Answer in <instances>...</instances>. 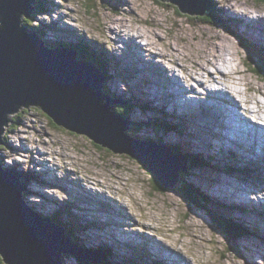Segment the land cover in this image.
<instances>
[{
	"label": "rangeland",
	"instance_id": "374dc122",
	"mask_svg": "<svg viewBox=\"0 0 264 264\" xmlns=\"http://www.w3.org/2000/svg\"><path fill=\"white\" fill-rule=\"evenodd\" d=\"M127 1L94 0L93 3L95 5L91 7L89 1L86 3L84 0H46V7L50 6V12L38 14L33 18L31 15L23 19H26V22L31 24V26H37L39 34H41L40 38L47 42L53 44L60 41L61 44L78 42L82 44V48L87 49L86 51L94 52L99 56L102 68L104 71H108L109 77L108 82L103 85L104 90V86H106V89L114 95L129 98L130 102L128 104H133L132 106L134 107L142 108L141 104H150L147 110H142L141 108H139L140 110L133 109L134 111L130 113V125H132V128L134 124H137V121L138 124H142L146 120L153 121L158 119V117H165L166 113L173 114V116H169L171 124H175L174 122L181 123L185 130L179 133L175 131L169 133L165 129L154 130L152 126H148L147 128L135 130V132L138 131L137 136L140 138L152 139L157 142L167 141V138L174 139L168 141L170 143H176L175 141L180 140L182 153L185 151L200 156L203 155L202 157L205 160H209V163L199 167L188 168V173L190 174L188 180L201 193H204V191L198 184H204L212 191L214 197L219 194V197L223 199L225 198V193L229 195L231 191L236 192L231 187L246 192L242 188L245 185L255 192V195H259L258 198L262 199V203H264V155H255L256 161L251 160V162L245 161L243 158H236V151L228 147V145H232L230 139L220 128L228 129L230 122L225 119L223 126L222 124H220V127L218 125L221 117H217V112L219 111L218 108L221 107L219 105L210 107V114L213 111L214 117L218 121L208 120L202 113L205 108L204 103L211 106L212 102L204 99L205 95L203 97L197 95L202 94L201 89L203 87H214L218 84L214 81H205L203 85H200L197 79L195 80L188 76L194 75V71L188 70V67L190 64L195 66L194 61L201 63L205 60L204 45L207 43H209L207 44V49L210 50V47L212 48L210 54H220L218 57L226 56L227 60L230 57V63H224L222 66V62H220L219 66L221 71H230L235 74H228L225 79H232L229 83L233 87L231 90L234 93L236 92L235 94L238 95L237 98L241 100L243 106L246 105V102L243 101L247 97H255L264 101V94L262 95L260 92L264 91V74L261 76L256 75L246 66L247 63L243 57L250 58L248 51L240 45V40L237 37L231 36L227 32V29L223 26H226L227 23L221 19L217 18V25L212 24L210 18L187 15L179 11L176 6L161 0ZM215 2L217 5L218 1L215 0ZM224 6H233L241 13L245 10L252 13L254 11L252 8H254L259 17L264 16V4L262 3L255 4L248 0H226ZM223 16L225 17V15ZM225 20L229 24H233V21H235ZM22 22L24 23V21ZM54 24L60 27L61 30L54 29L56 27ZM46 26L48 27L42 32L41 28L43 29ZM109 27L115 28L114 31L119 34H134L137 37V42L152 50L148 52L142 50L143 58L136 54L131 56L127 52H123L129 55L128 58L132 59L128 61L120 60L116 52L121 53V50L116 49L113 44L112 37L109 36L108 32ZM251 36L256 38L253 35ZM149 41L152 42L151 46L147 44ZM170 45L174 47L172 48ZM220 45L222 46L220 47ZM224 46L227 49H224ZM122 47L124 48V45ZM153 52L157 53L154 57L155 65L161 64L165 72L179 76L180 80L174 81V83L171 81L165 83L161 79L162 75H155V71L152 70L155 67L157 68V66H153L154 62L150 61L153 58ZM208 71L211 74L214 73L213 76H219L216 72L220 70L212 65L208 66ZM205 74L207 73H203V77ZM247 88L249 90L245 93L244 91ZM189 91H192V93H189ZM194 91H197V94ZM222 91L224 90L222 89ZM167 95L173 96L169 104H160L158 101L160 98L158 99V97L162 96L163 99H167ZM175 96H179L180 102L175 101ZM216 101H219V99ZM193 106L196 108V114L192 113L194 116L191 115L190 111ZM224 106L222 104L224 110H229L228 107ZM182 113H186L194 119L186 118ZM178 128L181 130L180 126L176 127L177 130ZM192 132L197 134L198 137V140L194 138L193 142L189 138L191 134L193 135ZM159 137H161V141ZM3 138L7 144L5 146V144L0 143L1 159L3 158V161L5 160L6 162L9 159L16 166L14 167L15 169L26 174L38 176L36 177L37 180L30 181L29 188L31 192L28 194L29 196L25 197V200L34 205L35 208L39 206L40 212L48 216H51L57 208L66 203V205H71L70 212L77 219L79 215L86 214L75 210V206H84L83 210L92 216L91 219L96 225V229L88 228L86 232H96L94 233V238L102 241L100 244H106V241H104L106 237L104 229L106 226L98 222L100 220L113 222V220L117 221L120 218L114 209L108 208L106 203L97 202L94 198L106 201L107 198L112 197L109 193L113 192L111 195L114 197L119 196L118 198L123 202L129 203L139 219L146 224H150L151 229L157 233V236H159L158 231L163 232L169 243H173L175 247H179L188 253L196 264H248L247 262L264 264V247L254 243L246 236L250 254H248L245 244L242 245L240 241H237L236 245H233L240 253V256H237L232 250L227 248L224 235L211 226L206 214L191 208H188L189 211H187L186 205L175 191L166 193L165 196L154 193L160 204L159 207H156L146 196L145 188L150 189L148 188L150 183L147 182L146 173L136 159L125 154L100 151L90 145V139L86 136L75 134L62 127L53 125L37 107L24 106L11 114L4 129ZM21 139L26 140L28 145L45 152L47 160H52V163H50L52 165L51 168L57 167V174L59 176L65 175V178L58 177L56 172L52 171L53 181L51 182L49 180V165L43 161L39 153L35 155L36 158L33 156L27 158L26 155L14 156L15 151L8 152V154L12 153L13 157L7 156L6 147L11 143H19ZM238 141L241 144L240 140ZM226 146L228 147L227 149ZM5 157H8V159L6 160ZM228 169L239 170L240 172L228 174L226 172ZM241 170H247V172L243 173ZM68 172L71 174H68ZM47 176L48 179H46ZM214 177L215 179H209ZM218 177L222 178L223 181L226 179L224 185H215L214 181H217ZM236 177L237 179H235ZM20 178H23V176ZM239 180H241L240 186H238ZM95 183H99L101 186H97ZM67 184L72 185L73 189H76L74 190L76 191V196ZM79 185L86 188L88 196L79 191ZM66 188L69 190L68 192L72 193L68 194L67 190H65ZM208 195L213 198L209 192ZM208 195L207 198L210 199ZM249 195L251 197L255 196L253 193ZM92 196L94 197L91 198ZM66 197L75 199L69 202L70 199ZM213 202L215 205L209 206L211 211L225 218L234 219L236 216H248L231 213V207L226 206L220 200ZM225 203L227 202L225 201ZM262 203L260 202V204ZM104 208L107 210L104 211ZM254 214L257 215L256 213ZM257 218L253 217L254 222L262 224L259 221L260 219L258 218V220ZM177 220L182 222L178 224ZM186 220L187 222H185ZM74 225L75 222L73 221ZM179 227H184L185 230L179 231ZM128 228L133 231L138 229H133L129 225ZM140 230L143 231V228ZM145 232L149 236H154L151 230ZM118 242L120 241L117 238ZM136 246L137 244L133 247L136 248ZM233 250L235 251V249ZM116 251H111V257L118 254V251ZM133 252L130 257L126 252L124 257L135 260L139 252L138 250ZM122 256L123 254L119 253L113 260L116 261L117 258L121 260ZM151 259L146 257L143 260L144 264H154L156 259ZM66 262L68 264H78L72 256H66Z\"/></svg>",
	"mask_w": 264,
	"mask_h": 264
},
{
	"label": "water",
	"instance_id": "95a60500",
	"mask_svg": "<svg viewBox=\"0 0 264 264\" xmlns=\"http://www.w3.org/2000/svg\"><path fill=\"white\" fill-rule=\"evenodd\" d=\"M31 2L0 0V143L12 113L28 104L38 106L55 126L86 136L90 139V145L100 151L125 154L138 160L144 172H148H145L146 177L153 176L166 188L163 192H150L145 188L148 198L159 207L154 193L165 196L166 193L174 192L181 181L179 172L185 170L184 165L150 144L157 145L159 142L155 140L141 138L138 142L141 144L138 145L140 150L136 149L135 143L126 144L122 139L125 138L123 132L127 128L126 120L113 112L109 101L104 102L108 96L101 91L103 68L101 71L97 65L86 67L81 63L72 64L70 60L73 59L66 57L64 51L48 50L38 44L20 25L21 16L27 14L32 7L29 5ZM162 2H170L181 12L192 16H205L211 7V0ZM43 41L53 48L58 45ZM79 54L74 52L68 55L75 58ZM113 97L122 98L121 103L130 102L124 96ZM117 126L118 131H115ZM153 148L155 151H152ZM147 182L152 184L150 179ZM144 185L147 186L145 183ZM20 189L22 187L13 183L6 175H0L2 261L5 264H66L60 258L61 254L75 252L66 241H61L44 225L32 220L48 221L31 212L30 218L27 217L19 197ZM26 203L32 205L28 201ZM29 209L44 215L34 206ZM81 254L82 256L75 254L80 264H89L84 253Z\"/></svg>",
	"mask_w": 264,
	"mask_h": 264
},
{
	"label": "bare ground",
	"instance_id": "6f19581e",
	"mask_svg": "<svg viewBox=\"0 0 264 264\" xmlns=\"http://www.w3.org/2000/svg\"><path fill=\"white\" fill-rule=\"evenodd\" d=\"M123 1L124 2H128L127 0H123ZM224 3H226V0H218V9L221 12H224L225 18H227L229 20H232V21L233 20L245 21L243 24L240 23L239 27L236 28L237 29L236 31H238L237 34L231 30V26H229V30H227V32L230 33L231 36H234V37H237L239 39H244V40L248 41V43L250 45H253L254 44L256 47H257V45L258 46H263L264 45V16L252 17L251 12H249V11L247 12L246 10H245L246 12L243 11V15L240 16V15H238L236 13V10H235V8L233 6L226 7V6H224ZM114 30H115V28L109 27V31L108 32H109V36L112 37V41H113V44L116 46V49H120L121 50V53L116 52V54H118V57L120 58V60H122V61H128V60L132 59V58H128V56L129 55L133 56L134 54L138 55L140 58L141 57L143 58V53L141 52L142 50L147 51V52L152 50L149 47H145V45L142 46L139 42H137V40H136L137 37L134 34H130V35L129 34H125V33H120L119 34V33H116ZM251 35L255 36L256 38H253ZM120 43H121V45H120ZM147 44L149 46H151L152 45V42L149 41ZM207 44H209V43H207ZM207 44L204 45V58H205V60L202 61L201 63L198 62V61H194L195 66H193L192 64H190L189 67H188V70L194 71V75L193 76L188 75V76H190V78H193L195 80L197 79L198 80V83L200 85H203V83L205 81H208V82H213L214 81L215 83H217L219 85L217 87H212V88L206 87V89L203 90L202 91V94H200V95L197 94V91H194V92L198 96H201V97H203L205 95L204 99H208V100H211L212 101V105L211 106L209 104L207 105V104L204 103L205 108H207V110H209L210 107L215 106V105L217 106V104H219V106L221 108H218L219 111L217 112V117H221L219 121H222V124L224 125L225 124V119H232L233 116L235 115V113L233 112V110L231 108H229V110H226V109L224 110V108L222 107V104L225 105V102L223 101V99L226 98L229 101H231V100H233V97H234V95L236 93V92L235 93L232 92L231 88H233V87H232L231 84L229 85V83L232 81V79H228V78L225 79V76L228 75V74H231V75H235V74L232 73V72H230V71H226V72L225 71H221V67L219 66L220 62H222V66H223L224 63H227V62L230 63V59H229L230 57L227 60L226 56H224V57L223 56L218 57L220 55L219 53H218L219 55H217L216 53L210 54V51H211L212 48L210 47V50L207 49ZM122 45H124V48L122 47ZM221 46L222 45H220V47ZM225 48L226 47L224 46V49ZM233 48H232V50H233ZM257 48H259V47H257ZM258 50L260 51V53L264 54V47L259 48ZM222 51H223V49H222ZM123 52H127V54H129V55H126ZM155 54H157V53L153 52L152 53L153 58L150 59V61H153L154 62L153 66H157V68L155 67L154 70H152V71H155V75H157V76L162 75L161 79H163V81L165 83H168L170 81L172 83H174V81L180 80L179 76H177L175 74L170 75L167 72H165V70L163 69V67H161V64H159V65L156 64L155 65V61H154ZM231 54H233V53H231ZM209 65H212V66L216 67V69L220 70V71H217L216 72L217 74H219V76H213L214 73L213 74L209 73V71H208V66ZM213 70H215V69H213ZM231 70H233V69H231ZM203 73H207V74H205L204 77H203ZM183 82H185V81H183ZM191 88H193V87H191ZM222 89L224 91H222ZM247 90H249V89L247 88L244 92L246 93ZM260 92L262 93V95L264 94V91H260ZM166 98L167 99H163L162 96L161 97H158V99H159L158 101L160 102V104L161 103H166V105H168L169 102H170V99L173 98V96L167 95ZM174 98H175V101H178V102H180V100H181L179 98V96H175ZM218 99H219V101H216ZM245 101H246V103L248 105H247L246 108H244V113L242 115H239L238 116L239 118H238L237 121L239 123L238 124H234V125H230L229 128L240 132V134H242V135L246 134V137H248V140L250 142V145L253 146L252 152L255 155H258V154H263L264 155V101H261V100L255 98V97H252V98H248L247 97L245 99ZM216 102H218V103H216ZM252 103L254 104L253 107L250 105ZM121 104L126 105L125 103H121ZM149 105L150 104H148V103L145 104V106L147 108H149ZM31 106L39 108L38 106H35V105H31ZM239 107H241V105H240V102L238 100L237 101V108H239ZM193 113L196 114V111H194ZM199 114H201V113H199ZM206 114H209V113H206ZM211 114H212V116H214V112L213 111H211ZM250 114H253L255 117L253 116L254 118H251ZM182 115H184L186 118L194 119L193 117H191L190 115H188L186 113H182ZM191 115H192V112H191ZM192 116H194V115H192ZM242 123H244V124H242ZM220 124L221 123L218 122V125L219 126H220ZM258 144H260V151L259 152L258 151H255V148H256V146ZM37 149H38V152L37 153L40 154L41 150H39V148H37ZM17 150L18 149H13L12 148V149H10V152L11 151H17ZM17 157H19V156H17ZM14 158H16V157H14ZM42 163H44V162H42ZM49 169H50L49 170V174H50V176H49L50 179L49 180L52 182L53 181V172H52L53 169L50 166H49ZM46 179H48V176H47ZM224 181L222 180V178H219L217 181H214V183H215V185H221V184L224 185ZM95 184L97 186H101V184H99V183H95ZM68 187L71 188V190H73L72 192H74V193L76 192V191H74L76 189H73V186L72 185H68ZM65 190H67V188ZM68 191L69 190H67V193L68 194L72 193V192H68ZM209 194L214 198V196L212 194V191H210ZM220 195H222V194L220 193ZM75 196H76V194H75ZM226 197H228L230 200H234L235 202L236 201H239V200L243 201V202H240V203L236 204V206L238 208H241L242 209L241 211H244L245 213H248L249 215H253L254 217H258L260 220H263V216H264V203H262L263 202L262 199H257V200L252 199L248 195L246 196V195L240 194L239 191H236V192L231 191V193L229 195H226V193H225V198ZM73 199H75V198L72 197L71 200H73ZM226 202H227V204H229L230 201L228 200ZM260 202L262 204H260ZM122 204H123V206H125L126 205V202H123ZM251 206H254V209L253 210L250 209ZM254 213H256L257 215H255ZM241 215H243V213ZM120 225H128V224L127 223H124V224H120ZM72 228H73V226H72ZM133 232L135 233V236H134L135 237V243L136 244H139V245L146 246L147 249H148V256L151 257L152 256L151 255V248L154 245V238L152 236H149V235H146V234H141V233H138V232H135V231H133ZM122 233H123V231H121V230H119L117 232H112L111 231L108 234V236H107L108 237V240L117 242V238H118V241H121L122 240ZM164 240L166 241L167 240V237H165ZM85 244L91 245L92 247H95L96 246V245L91 244V243H88V242H85ZM168 248H169V250L172 253H168L167 254V258L165 259V262L166 263L169 264L170 261H171L170 256H174L175 255L176 257H179V260H180L181 264H189L185 260V255L179 250V248L175 247L174 244H169L168 245ZM95 249H96V251L99 254H101L99 252L98 247H95ZM107 253L110 254V257H111V254H112L111 251L110 252H107ZM120 253H122L123 256H122V259L121 260H118V258H117V260H116V263L117 264H123V263L127 262V260L130 257V255H129L128 258H125L124 257V254L126 253L125 251H121ZM153 254H154V256H157V254H155L154 252H153ZM137 261L138 262H136L134 264H138V263L139 264H144V261H142V259H138Z\"/></svg>",
	"mask_w": 264,
	"mask_h": 264
},
{
	"label": "trees",
	"instance_id": "16d2710c",
	"mask_svg": "<svg viewBox=\"0 0 264 264\" xmlns=\"http://www.w3.org/2000/svg\"><path fill=\"white\" fill-rule=\"evenodd\" d=\"M86 3H90L91 7H93L95 4L93 3L94 0H84ZM160 1V0H157ZM162 1V0H161ZM251 1L255 4H264V0H248ZM33 2H35V5H37L39 7H41L42 5V1L41 0H33ZM211 2L213 3L212 5L215 4V0H211ZM170 3V2H169ZM177 7V6H176ZM178 9V8H177ZM179 10V9H178ZM180 11V10H179ZM210 18L211 23L212 24H218L217 21V16H216V12H215V7L212 6L211 10L209 12H207V14L204 16V18ZM23 22H21V27L26 31H31V32H35L37 33V29L38 27H34L31 26V24H29L28 22H26V19L23 20ZM48 45V44H47ZM58 45H62L64 46V44H58ZM240 45L242 47H244L247 51L248 54L250 56V58L245 57L246 63H247V67L256 75H263L264 74V60L262 58H260L251 48L250 46L246 43V42H242L240 41ZM49 46V45H48ZM71 46L73 47L74 50L78 51V53H80L79 55V59L78 60H84L86 62H94L95 65L98 66V69L101 70L102 69V65H101V61L99 56H97L96 54H86L84 51L85 49L82 48V44H78V45H74L71 44ZM50 48H53V46H49ZM55 48V47H54ZM249 59V60H248ZM103 70V69H102ZM101 70V71H102ZM102 74L108 77V73L107 70L104 72V70L102 71ZM103 89L104 92H106L107 94L109 93L111 96H114V94L112 92H109L106 89ZM102 91V92H103ZM111 108L116 112V113H120L122 114L126 119H130V113L133 111V106L132 105H124L121 103H114L112 104ZM41 111V110H40ZM42 112V111H41ZM43 115H45L49 120L50 118L44 114L42 112ZM140 121V120H139ZM51 122V120H50ZM52 123V122H51ZM53 124V123H52ZM143 124H146L145 122H143ZM165 128V130H169L167 129V127H172L171 125L167 124L165 125V127L163 125H159L158 127ZM141 128L140 124H134L133 126V130L132 132H134L135 130H139ZM136 133V132H135ZM171 149H173L175 152H179L178 148L176 147H171ZM135 159V158H134ZM189 159H190V169L199 167L201 165H204L206 163H209V160H205L204 157L200 156V155H189ZM138 161V160H137ZM142 168V166H141ZM146 173H148L147 171H145ZM149 175V174H148ZM148 179H150L152 181V184L149 185V190L150 192H163L166 188L162 187L154 178L153 176H150ZM174 191L178 194V196H180V198L183 200L184 204L186 205L187 208H191V209H196L199 212H202L204 214H206V216L209 218L210 223L213 225V227L220 231L224 237L226 238V240L228 241V243H231V245L235 246V241L238 237H241L244 233H247V231L240 226L239 224L234 223V221H232L231 219H226L223 216H216L212 211H210L208 208H206L205 203L208 202V200L194 187V184L189 182L187 179H182V181L179 183V186L174 188ZM227 220V221H226ZM55 224H58L60 226H67V225H71V224H66L63 225L61 224L60 221L58 220H54ZM75 226L74 228H69L67 230H65V235L74 239L73 237V231L75 230ZM77 238V237H76ZM0 264H4V262L2 261V259H0ZM90 264H111L109 263L107 260H105V262L103 263H91Z\"/></svg>",
	"mask_w": 264,
	"mask_h": 264
}]
</instances>
